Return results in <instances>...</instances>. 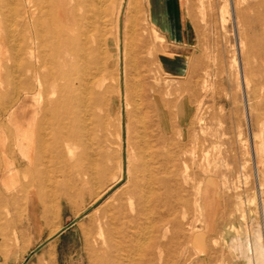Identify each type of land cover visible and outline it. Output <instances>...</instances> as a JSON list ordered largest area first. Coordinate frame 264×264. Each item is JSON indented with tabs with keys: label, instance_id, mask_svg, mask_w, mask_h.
<instances>
[{
	"label": "rangeland",
	"instance_id": "1",
	"mask_svg": "<svg viewBox=\"0 0 264 264\" xmlns=\"http://www.w3.org/2000/svg\"><path fill=\"white\" fill-rule=\"evenodd\" d=\"M185 2L184 18L193 31L185 49L168 47L149 21L147 0H137V11L127 21L122 5L119 44L122 49L131 45L137 71L131 69L129 92L121 76L119 99L113 65L118 56L109 45L113 61L106 85L113 103L105 134L92 124L93 110L82 107L78 121L61 129L74 139H48L31 145L27 154L8 138L0 144V264H91L92 256H105L99 223L119 200L131 212L124 193L134 187L142 193L152 187V199L168 191L169 202L177 203L182 232L203 240L177 248L167 264H245L235 260L229 245L237 234L248 235L251 245L256 232L262 249L252 264H264V0ZM5 28L0 17V38ZM167 53L183 55L176 75L163 69ZM0 60L10 65L7 58ZM3 78L0 125H8L14 135L12 115L20 102L9 104L11 88ZM30 115L19 119L23 127ZM54 123L52 118L42 125L50 126L49 135ZM104 153L111 168L105 185L96 182L89 191L74 187L76 175L83 180L91 170L98 175ZM47 206L55 215L45 224ZM158 211L164 217L170 213ZM114 227H104V238ZM170 227L151 225L139 238L149 241L158 233L165 242L170 234L164 230Z\"/></svg>",
	"mask_w": 264,
	"mask_h": 264
},
{
	"label": "bare ground",
	"instance_id": "2",
	"mask_svg": "<svg viewBox=\"0 0 264 264\" xmlns=\"http://www.w3.org/2000/svg\"><path fill=\"white\" fill-rule=\"evenodd\" d=\"M123 4L127 21V17H132L137 11V0H0V17L6 23L5 35L0 38V59L4 57L10 62V65H3L0 60V78L4 77L5 86L11 88V92L7 93L9 104L20 102L12 115L11 127L15 133L11 135L8 125L1 123L0 144L8 138L14 147L22 148L24 154H27L31 145L44 143L48 139L52 142L74 139L72 132L64 133L61 129L73 126L78 121V110L82 107L93 110L92 124L105 134L110 126L107 116L113 103V96L109 94L110 87L106 85L107 78L111 76L107 70L113 61L107 51L109 45L114 46L118 56L113 65L117 71L119 99L122 98L121 76L123 90L129 92L131 69L137 71L134 53L132 56L129 49L131 45L128 48L126 43L127 46L122 49L119 44L118 28ZM127 38L129 40L128 34ZM99 110L101 114L97 112ZM27 112L31 114L30 121L23 127L19 119ZM52 118H55L56 127L51 128L49 135L46 128L50 126L42 125ZM121 119L120 111L118 125ZM35 120L42 128L34 126L32 122ZM3 127L7 136L1 131ZM101 157L98 175L95 176L92 170L84 180L76 175L74 187L82 185L89 191L96 182L99 187L105 185V179L111 173V168L106 164L110 156L104 153ZM150 190L142 193L135 187L128 189L124 194H128L131 212L127 214L125 204L119 200L113 207V213L99 223L105 256H92L91 264H159L161 261L167 264L177 248L190 241L203 242L202 238L194 239L190 234L182 232L183 223L176 222L177 203L169 202L168 191L164 192L161 199L157 196L152 199ZM160 208L170 212L167 217L158 211ZM154 210H157L156 213ZM203 210L211 211V207H204ZM45 212L44 223L48 224L55 211L47 206ZM208 218H211L210 213ZM186 224L189 231L193 232V225L187 221ZM114 225L104 238V227ZM151 225H155L158 230L166 225L171 226L164 230L165 234H170L165 242L160 240L158 233H152L149 241H141L143 237L139 236L150 232ZM250 241L248 235L242 238L237 234L232 239L229 249L235 255V260H242L245 264H252L256 260L262 249L259 233L256 232L252 238V246ZM250 246L253 248L252 253Z\"/></svg>",
	"mask_w": 264,
	"mask_h": 264
},
{
	"label": "crops",
	"instance_id": "3",
	"mask_svg": "<svg viewBox=\"0 0 264 264\" xmlns=\"http://www.w3.org/2000/svg\"><path fill=\"white\" fill-rule=\"evenodd\" d=\"M147 12L151 25L163 36L168 47L185 49L191 44L193 31L184 18V12H187L185 0H147ZM181 59L183 55L167 53L161 64L166 72L176 75L183 64L179 63Z\"/></svg>",
	"mask_w": 264,
	"mask_h": 264
}]
</instances>
